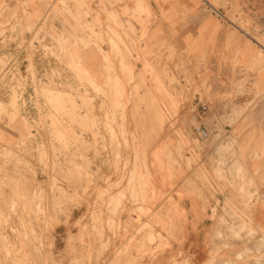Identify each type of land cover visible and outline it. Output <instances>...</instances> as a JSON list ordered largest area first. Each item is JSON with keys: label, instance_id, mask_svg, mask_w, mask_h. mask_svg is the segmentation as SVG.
<instances>
[{"label": "rangeland", "instance_id": "1", "mask_svg": "<svg viewBox=\"0 0 264 264\" xmlns=\"http://www.w3.org/2000/svg\"><path fill=\"white\" fill-rule=\"evenodd\" d=\"M47 4L39 21L62 17V29L33 32L27 19L18 44L5 38L10 18L0 14V128L14 137L11 142L3 134L0 147V264H55L53 229L94 190L99 207L86 264L154 257L175 239L168 217H179L168 197L162 221L167 236L158 242L157 177L197 192L205 204L218 203L214 189L226 184L236 199H226L216 217L214 245L230 251L238 246L236 260L264 264V233L249 217L251 202L264 201V191H250L238 162L227 173L230 181L221 178L222 157L201 159L217 137L210 130L207 139L197 140L191 132L199 125L194 107L206 120L223 107L264 125V0ZM97 64L99 79L93 74ZM96 103L101 123L93 113ZM30 105L31 122L19 113ZM93 163L108 173L95 176ZM102 215L113 234L105 242Z\"/></svg>", "mask_w": 264, "mask_h": 264}, {"label": "crops", "instance_id": "2", "mask_svg": "<svg viewBox=\"0 0 264 264\" xmlns=\"http://www.w3.org/2000/svg\"><path fill=\"white\" fill-rule=\"evenodd\" d=\"M49 1L52 4L57 2V0H0V14L10 18V23L5 26L8 34L5 38H8L7 40H10L13 44H18L19 39L22 37V31L26 28L25 21L27 19L29 25L32 26L33 32L40 28H43L46 32H51V27L60 31L64 20L62 17L45 24L39 21L49 12L48 9L50 8L47 4ZM162 8L165 9V6H162ZM24 9L25 13L23 14L22 11ZM57 9H59V5H57ZM27 34L28 32L23 35L27 36ZM31 37V34H29L28 38L31 39ZM25 38L28 40L27 37ZM58 63L60 62L58 61ZM60 65L63 64L60 63ZM101 65H95L96 71H93V74L98 79L101 77ZM71 83L75 84L73 75ZM24 104H27L26 100H24ZM99 106L100 104L96 105L93 113L95 112L96 120L98 119L101 123L103 112L99 111ZM222 110L223 107H218L213 117L206 120V117L199 118L196 107L193 108L195 122L203 126L207 133L211 130L214 133L213 137L218 139L216 144L206 149L201 159L203 160L205 156L216 159L222 157L221 163L223 165H219L223 170L221 178L225 177L228 181H230V178L227 173L234 168V162L242 164L246 170L245 180L247 183L252 184L250 191L257 189L262 195L264 191V125H262L260 120L250 117V115H242L236 118L235 113L229 114L226 112L227 110L225 112H222ZM19 113L28 115L25 117L30 122L35 118V111H32L31 105L27 112H24L23 107H20ZM3 134L9 137L11 142L14 139L12 133L5 130V127L2 126L0 128V147L3 145L1 142ZM85 135L90 137L88 136L89 134ZM99 135L101 136L102 133ZM100 136L96 139L98 143L101 142L102 136ZM231 142H234V145H230L231 150L225 151L226 146L229 147ZM30 143L33 146L34 142L32 139H30ZM233 153L235 154L233 155ZM187 156H190V154ZM89 158L91 157L89 156ZM93 161L96 162L95 160ZM215 166L217 165L214 164ZM101 168V165L96 166L93 163L91 172L98 177L106 175L108 172L103 171ZM209 168L207 165V169ZM176 184L172 188L167 183H163L160 177H157L156 182L153 184V191L157 193L159 198L156 202L159 223L157 227L158 242L166 239L167 236L162 230V221L165 222L167 220L166 217H163V214L165 215L167 210L170 209L167 204L168 197L175 208H178L177 211L179 213V217H168L169 223L173 224L175 228V239L170 240L168 245L160 249L154 257L145 256L137 263L125 264H225V261H232L234 264H245L246 261L252 263L251 259L236 260L235 256H232L241 252L237 251L238 246H234L235 250L230 251L223 246L214 245V232L218 228L215 222L216 217L222 215L224 201L229 197L235 198V196L230 194L228 186L222 183L221 186L219 185L215 189L213 187L216 191L215 200L218 203L214 202V200H208L205 204L200 198L196 197L197 192L194 193L181 187L178 188L177 186L180 183ZM220 190L222 191L221 194L219 193ZM94 193L95 190L91 193L87 192V194L80 197L74 206L67 211L66 217L61 219L62 223L53 229L50 253L55 264L87 263L90 255L88 253V245L91 243L93 235L91 220L98 216L99 207ZM178 193L180 196H178ZM235 203H238V201L236 200ZM102 216L104 223L101 224L103 232L101 237L102 241L105 242L106 239H111L113 234L106 227L105 215ZM249 217L254 229L264 233V201L259 203L251 202ZM223 219L227 222L225 217ZM123 220L124 216H121V221ZM131 256L135 257L134 252H131Z\"/></svg>", "mask_w": 264, "mask_h": 264}, {"label": "built area", "instance_id": "3", "mask_svg": "<svg viewBox=\"0 0 264 264\" xmlns=\"http://www.w3.org/2000/svg\"><path fill=\"white\" fill-rule=\"evenodd\" d=\"M15 73L16 72H14V74ZM203 113L205 114V112H203ZM203 113H201V114H203ZM192 132L195 135V137L197 138V140H203L208 135L207 130L203 126H200V125H197V126L193 127L192 128Z\"/></svg>", "mask_w": 264, "mask_h": 264}, {"label": "bare ground", "instance_id": "4", "mask_svg": "<svg viewBox=\"0 0 264 264\" xmlns=\"http://www.w3.org/2000/svg\"><path fill=\"white\" fill-rule=\"evenodd\" d=\"M139 84V83H138ZM63 193V192H62ZM61 195V194H60ZM59 198V197H58ZM61 198V197H60ZM62 200V198L60 199V201ZM55 201V200H54ZM58 202H59V200H57ZM55 204H56V202H54ZM60 203V202H59ZM56 206V205H55ZM59 206V205H58ZM177 206V205H176ZM178 209V208H177ZM177 209H176V211H177ZM55 210V209H54ZM179 210H181L180 208H179ZM183 211V210H182ZM52 212H54V211H52ZM56 213V212H55ZM54 213V214H55ZM51 215H52V213H51ZM56 215V214H55ZM54 217H56V216H54ZM229 247V246H228ZM229 264H231V263H229Z\"/></svg>", "mask_w": 264, "mask_h": 264}]
</instances>
